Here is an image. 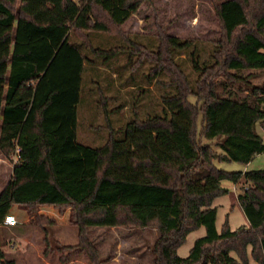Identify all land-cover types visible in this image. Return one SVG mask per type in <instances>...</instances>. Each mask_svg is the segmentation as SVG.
Masks as SVG:
<instances>
[{
	"label": "trees",
	"instance_id": "1",
	"mask_svg": "<svg viewBox=\"0 0 264 264\" xmlns=\"http://www.w3.org/2000/svg\"><path fill=\"white\" fill-rule=\"evenodd\" d=\"M143 1L0 0V154L10 161L18 156L0 192V225L17 206L38 226H51L54 218L38 210L52 206L60 213L69 209L77 246L92 264L99 262L88 226L153 224L159 232L154 264H251L250 259L264 264V169L227 171L214 163L247 164L264 151V137L255 128L257 123L264 128V81L250 82L253 72L241 75L264 70V0L215 5L220 36L211 61L189 52L193 80L175 59L189 41L158 34L150 49L121 32ZM92 33L119 41L102 47L93 43ZM123 52L136 55L132 68L152 62L145 74L149 81L166 75L158 82L169 89L162 111L139 118L134 103L124 135L117 138L110 113L124 103L108 109L99 85L107 137L101 145L80 144L83 74ZM227 82L248 90L222 95L217 87ZM145 91L138 88L135 102ZM224 180L239 185L237 203L248 225L231 229L225 221L218 231L211 205L228 192ZM200 226L205 234L186 257L178 256L187 234ZM2 239L0 264H14L4 257Z\"/></svg>",
	"mask_w": 264,
	"mask_h": 264
},
{
	"label": "rangeland",
	"instance_id": "2",
	"mask_svg": "<svg viewBox=\"0 0 264 264\" xmlns=\"http://www.w3.org/2000/svg\"><path fill=\"white\" fill-rule=\"evenodd\" d=\"M223 0H144L137 11L133 13L120 27L132 39L148 46L156 47L157 35H170L190 43L189 49L176 55L175 59L188 74L189 79L195 78V70L189 58V52L199 55L203 63L211 61L213 41L220 36L219 24L215 15V5ZM92 41L96 45L109 47L119 41L105 33H92ZM121 41V40H120ZM122 42V41H121ZM136 55L129 57L127 52L120 53L106 64H95L83 74L82 103L77 106L76 142L88 146H97L105 142L107 131L105 128L104 112L98 105V86L100 85L106 95L108 109L115 108L121 103L123 107L110 113L116 137L124 135V125L133 115L132 105L137 103L139 118L162 111V96L168 88L158 84L166 80L164 74H159L149 81L145 74L149 72L152 62L144 61L132 68ZM138 62V61H137ZM248 76L253 84L264 81V70H244L241 75ZM220 80H225L219 77ZM145 88L138 102V88ZM217 90L222 95L236 93L243 96L248 88L243 83H228L218 85ZM194 100V98H191ZM200 123V122H199ZM256 131L264 136V129L260 123L256 124ZM216 166L227 171H245L264 169V151L255 155L247 164L236 161L214 160ZM13 160H8L0 154V188L11 177ZM226 182V183H225ZM230 186V182L224 180ZM235 190L230 188L225 194L213 199L212 206L216 208V229L220 231L227 221L231 229L248 223L238 203ZM236 193V194H235ZM46 214H50L46 212ZM69 216V212H68ZM66 216L60 215L59 218ZM19 219V217H16ZM16 227L4 228L1 232L3 245L1 250L6 260L14 264H92L88 254L78 244L77 227L67 225L56 241L57 227H49L48 245L42 242L43 234L40 227L29 225L31 233L29 242L17 238ZM205 234L203 226L189 232L185 241L177 248L180 257H186L194 240ZM86 236L97 252L99 264H154L156 252L154 244L159 236L156 225L148 226H88ZM26 245V246H25ZM47 245V249H45ZM64 245H71L70 249H57ZM27 250V251H25ZM251 264H256L250 259Z\"/></svg>",
	"mask_w": 264,
	"mask_h": 264
},
{
	"label": "crops",
	"instance_id": "3",
	"mask_svg": "<svg viewBox=\"0 0 264 264\" xmlns=\"http://www.w3.org/2000/svg\"><path fill=\"white\" fill-rule=\"evenodd\" d=\"M264 129V128H263ZM264 137V136H263ZM12 160H13V157H12ZM13 168V167H12ZM11 178V177H10ZM9 178V180H10ZM9 180L7 181V183L9 182ZM230 182V181H228ZM7 183L2 187L0 188V192L3 190V188L7 185ZM226 183V182H225ZM224 183V181L221 182V185L223 187H225L228 191H230V188L232 190H235V187L236 185L233 184L232 182H230V186L226 185ZM236 194V193H235ZM236 199H237V194H236ZM213 202V201H212ZM237 203V201H236ZM212 206V205H211ZM213 207V206H212ZM46 212L50 213V214H46ZM68 212H69V209H66L64 212L60 213L57 209H55L54 207L52 206H42L39 208L38 210V213H42L46 216H49V217H53L55 222L51 225V226H38L37 224H35L33 221H32V216H30L25 210L17 207V206H12L11 209L9 210L8 213L10 214H13L15 217H19L18 220V223L17 225L15 226H12V227H16L14 230H17V238H19L21 241L23 242H26L28 243L29 242V238L28 236L31 235V233H29V230L30 228H28L29 225H36L38 227H40V230L42 231V235H41V239H42V242H45V240L49 241V236L50 234L48 233L49 232V227L52 228V227H57V233L55 234V240L58 241L59 240V236L60 233L64 230L65 227H67V225H72L69 223V219H68ZM66 216V217H62V218H59L60 215L63 216ZM244 225H248V223H244ZM74 226V225H72ZM98 227V229L101 228V226H96ZM4 228H9L5 225H3L2 223V226L0 225V232L4 229ZM77 229V228H76ZM78 231V230H77ZM60 232V233H59ZM26 246V245H25ZM27 251V250H25Z\"/></svg>",
	"mask_w": 264,
	"mask_h": 264
},
{
	"label": "built area",
	"instance_id": "4",
	"mask_svg": "<svg viewBox=\"0 0 264 264\" xmlns=\"http://www.w3.org/2000/svg\"><path fill=\"white\" fill-rule=\"evenodd\" d=\"M18 150L19 149L17 148V151ZM17 159H18V156L17 155H14L13 156V163L17 162ZM17 223H18V220H17V218L13 214L7 213L4 216L3 225H5L7 227H12V226L17 225Z\"/></svg>",
	"mask_w": 264,
	"mask_h": 264
}]
</instances>
